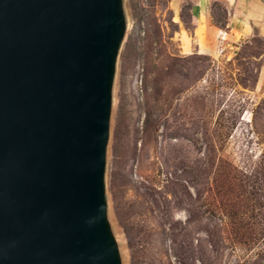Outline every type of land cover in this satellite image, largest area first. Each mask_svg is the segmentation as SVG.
Here are the masks:
<instances>
[{
	"label": "rangeland",
	"instance_id": "obj_1",
	"mask_svg": "<svg viewBox=\"0 0 264 264\" xmlns=\"http://www.w3.org/2000/svg\"><path fill=\"white\" fill-rule=\"evenodd\" d=\"M238 4L125 0L106 174L124 264H264V37L226 34Z\"/></svg>",
	"mask_w": 264,
	"mask_h": 264
},
{
	"label": "water",
	"instance_id": "obj_2",
	"mask_svg": "<svg viewBox=\"0 0 264 264\" xmlns=\"http://www.w3.org/2000/svg\"><path fill=\"white\" fill-rule=\"evenodd\" d=\"M125 0H0V264H124L107 198Z\"/></svg>",
	"mask_w": 264,
	"mask_h": 264
},
{
	"label": "crops",
	"instance_id": "obj_3",
	"mask_svg": "<svg viewBox=\"0 0 264 264\" xmlns=\"http://www.w3.org/2000/svg\"><path fill=\"white\" fill-rule=\"evenodd\" d=\"M242 1V7L238 4L236 8V16L243 25L237 29L225 31L227 35H231L233 40H239L243 37L257 32L264 37V1L263 0H239ZM222 30V29H221ZM236 32V33H234ZM227 39V37H225ZM233 44L228 43V46ZM264 75V66L261 69L260 77Z\"/></svg>",
	"mask_w": 264,
	"mask_h": 264
},
{
	"label": "built area",
	"instance_id": "obj_4",
	"mask_svg": "<svg viewBox=\"0 0 264 264\" xmlns=\"http://www.w3.org/2000/svg\"><path fill=\"white\" fill-rule=\"evenodd\" d=\"M225 39L226 38L224 36H222V41H225ZM224 49H225L224 46L221 45L220 52L223 53L224 52ZM229 55H232V54L229 53Z\"/></svg>",
	"mask_w": 264,
	"mask_h": 264
}]
</instances>
